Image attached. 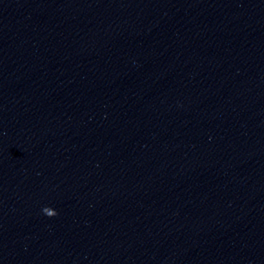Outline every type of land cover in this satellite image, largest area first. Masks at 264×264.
Returning a JSON list of instances; mask_svg holds the SVG:
<instances>
[{"label":"clouds","instance_id":"obj_1","mask_svg":"<svg viewBox=\"0 0 264 264\" xmlns=\"http://www.w3.org/2000/svg\"><path fill=\"white\" fill-rule=\"evenodd\" d=\"M49 209H52V208L45 207V208L43 209V212H44L48 217H53V216H56V215H57V212H56V211H49Z\"/></svg>","mask_w":264,"mask_h":264}]
</instances>
